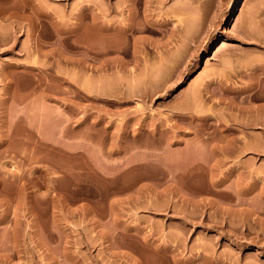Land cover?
I'll use <instances>...</instances> for the list:
<instances>
[{
	"label": "rangeland",
	"instance_id": "obj_1",
	"mask_svg": "<svg viewBox=\"0 0 264 264\" xmlns=\"http://www.w3.org/2000/svg\"><path fill=\"white\" fill-rule=\"evenodd\" d=\"M31 3L0 0V264H264V0Z\"/></svg>",
	"mask_w": 264,
	"mask_h": 264
},
{
	"label": "bare ground",
	"instance_id": "obj_2",
	"mask_svg": "<svg viewBox=\"0 0 264 264\" xmlns=\"http://www.w3.org/2000/svg\"><path fill=\"white\" fill-rule=\"evenodd\" d=\"M3 1L7 2L8 6H5L2 11L7 12V15H9V16H16V15L19 14V15H21V17L22 16L26 17V19H28V18L32 19L33 16L36 14L33 11L34 8H33V4L31 3V0L30 1L29 0H3ZM129 1H130L129 6L131 7V9H133L132 6H134V4L137 1H139V0H129ZM237 1L238 0H231V2H233V12H232V14L230 16L231 17V21L230 22H233L237 18L238 8H237V6L235 4ZM40 15H43V14H40ZM129 18L131 19V14L128 17H126L127 20H130ZM262 18H263V16H262ZM133 24H132V21L131 22L130 21L129 22L125 21V25L122 26L120 29H116V32L121 33V34H126L127 32H130V30L132 29ZM32 25L33 24H31V27H32ZM99 27H100L99 29H101L102 32L103 31H108V32L111 31V27L108 25L107 22H105L104 24L102 23ZM261 32L259 33L260 35H258V37L261 36V34H262ZM263 35H264V33L262 34L261 37H259V39H257V40H259L258 42H260L261 44H264Z\"/></svg>",
	"mask_w": 264,
	"mask_h": 264
}]
</instances>
